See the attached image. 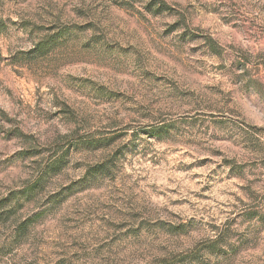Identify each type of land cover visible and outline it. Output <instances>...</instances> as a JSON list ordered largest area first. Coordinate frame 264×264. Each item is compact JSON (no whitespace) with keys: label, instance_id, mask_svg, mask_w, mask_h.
Returning <instances> with one entry per match:
<instances>
[{"label":"rangeland","instance_id":"1","mask_svg":"<svg viewBox=\"0 0 264 264\" xmlns=\"http://www.w3.org/2000/svg\"><path fill=\"white\" fill-rule=\"evenodd\" d=\"M0 264H264V0H0Z\"/></svg>","mask_w":264,"mask_h":264}]
</instances>
